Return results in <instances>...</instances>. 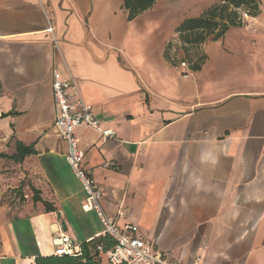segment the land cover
<instances>
[{"label":"crops","instance_id":"0c3cea01","mask_svg":"<svg viewBox=\"0 0 264 264\" xmlns=\"http://www.w3.org/2000/svg\"><path fill=\"white\" fill-rule=\"evenodd\" d=\"M122 3L0 0V139L10 155L16 143L32 149L18 163L40 197L3 211L0 264H35L54 256L61 233L81 243L102 230L81 208L85 192L52 127L53 68L114 131L102 140L75 130L108 216L186 264H264V90L229 71L212 79L211 64L204 73L172 66L164 50L174 11L128 20Z\"/></svg>","mask_w":264,"mask_h":264},{"label":"rangeland","instance_id":"374dc122","mask_svg":"<svg viewBox=\"0 0 264 264\" xmlns=\"http://www.w3.org/2000/svg\"><path fill=\"white\" fill-rule=\"evenodd\" d=\"M217 1L158 0L153 11H144L139 16L146 12L162 15L168 10L174 11L170 17L176 22L168 26L171 34L183 19L200 15ZM184 2V6L180 8V4ZM163 18L165 23L162 24L165 25L167 18ZM164 53L172 66L181 70L179 62L184 61L191 72H195L191 69L192 65L203 56L198 71L204 73L206 67L211 64L206 71L210 78L216 79L223 72L226 74L229 71L238 79L256 84L258 91L264 90V2L256 17L244 16L241 27L229 28L218 40H206L198 46L183 45L175 34L166 44ZM210 56L215 59L214 63L210 62ZM9 156V143L0 139V218L4 210L19 207L29 199L30 192L35 190V176L29 175L22 163L13 161Z\"/></svg>","mask_w":264,"mask_h":264},{"label":"built area","instance_id":"2783aa9c","mask_svg":"<svg viewBox=\"0 0 264 264\" xmlns=\"http://www.w3.org/2000/svg\"><path fill=\"white\" fill-rule=\"evenodd\" d=\"M52 32V27H49ZM57 45V39L53 37ZM181 66H187L182 61ZM51 90L54 106L52 127L56 136L65 143V159L74 175L80 180L85 198L81 204L83 211H94L102 224V230L85 242L89 244L95 237H108L112 244L107 249L102 244H96L91 251L104 255L109 264H186L172 258L168 253L160 251L153 242L145 240L139 226L126 223L119 226L114 218L108 216L101 206L102 189L85 169L84 150L79 146L75 130L85 126L99 133L102 140L114 135V131L103 126V121L97 118L90 104L81 97L72 76L62 78L57 69L51 70ZM81 243L68 234L61 233L55 244L54 255H81Z\"/></svg>","mask_w":264,"mask_h":264},{"label":"trees","instance_id":"16d2710c","mask_svg":"<svg viewBox=\"0 0 264 264\" xmlns=\"http://www.w3.org/2000/svg\"><path fill=\"white\" fill-rule=\"evenodd\" d=\"M157 0H123L122 8L126 11L128 20L139 16L142 12L151 8ZM264 0H218L206 8L199 16L187 17L183 19L175 28V33L181 44L198 46L206 40L215 41L221 38L230 27H241L244 23V16L256 17L260 12V6ZM203 56L193 64L191 69L198 71L200 69ZM32 153V149L23 144L16 143V153L9 156L16 162H22L26 154ZM33 201H39L40 197L35 190H32ZM46 211H52L54 208L44 202ZM89 244H102L105 249L111 246L112 241L108 237H95ZM81 255H54V256H36L35 264H55L56 259L67 258L76 259L95 258L100 254L97 251L84 253L83 246L87 245L85 241L81 242ZM92 248V249H93ZM71 261H68L70 263ZM63 262L62 264H65ZM72 264V263H70Z\"/></svg>","mask_w":264,"mask_h":264}]
</instances>
